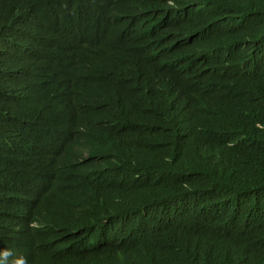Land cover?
<instances>
[{
  "label": "trees",
  "instance_id": "16d2710c",
  "mask_svg": "<svg viewBox=\"0 0 264 264\" xmlns=\"http://www.w3.org/2000/svg\"><path fill=\"white\" fill-rule=\"evenodd\" d=\"M1 249L264 264V0H0Z\"/></svg>",
  "mask_w": 264,
  "mask_h": 264
},
{
  "label": "clouds",
  "instance_id": "9594fccd",
  "mask_svg": "<svg viewBox=\"0 0 264 264\" xmlns=\"http://www.w3.org/2000/svg\"><path fill=\"white\" fill-rule=\"evenodd\" d=\"M37 121V120H36ZM38 125L40 126V130L37 131L35 134H32L31 136L33 137H39L42 138L46 145L43 144L40 141H34V142H29L24 146V149H26L28 152L35 154L37 159L42 163L47 165L49 162V151L47 145H50L53 141V138L51 136H48L46 133V130L39 124L37 121ZM73 147V142L72 138L69 142L65 144L63 148L65 149H70ZM29 247L34 248V249H42L44 246L42 243L39 241L31 240L29 241ZM15 249L17 250H22V244L20 242L17 243ZM0 251V264H24V261L20 259V257H16L13 253H9L7 249H1Z\"/></svg>",
  "mask_w": 264,
  "mask_h": 264
}]
</instances>
